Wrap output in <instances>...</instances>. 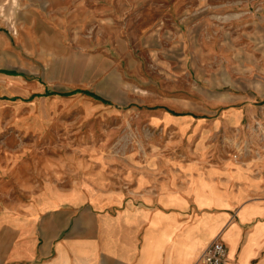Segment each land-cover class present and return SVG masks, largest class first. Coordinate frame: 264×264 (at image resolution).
Returning a JSON list of instances; mask_svg holds the SVG:
<instances>
[{
  "label": "rangeland",
  "instance_id": "374dc122",
  "mask_svg": "<svg viewBox=\"0 0 264 264\" xmlns=\"http://www.w3.org/2000/svg\"><path fill=\"white\" fill-rule=\"evenodd\" d=\"M51 4L1 19V214L52 207L63 196L52 188L70 186L74 157L110 156L118 166L151 135L137 126L146 107L186 111L220 98L227 108L240 104L234 94L252 91L264 0H80L76 11ZM242 140L255 143L246 128L202 163Z\"/></svg>",
  "mask_w": 264,
  "mask_h": 264
},
{
  "label": "crops",
  "instance_id": "0c3cea01",
  "mask_svg": "<svg viewBox=\"0 0 264 264\" xmlns=\"http://www.w3.org/2000/svg\"><path fill=\"white\" fill-rule=\"evenodd\" d=\"M77 1L0 0V24L11 9L51 2L63 10L74 3L76 11ZM253 47L252 91L233 95L240 104L221 108L216 98L186 111L146 107L137 126L151 135L137 138L118 166L110 156L74 157L70 186L52 188L63 194L52 207L0 213V264H197L217 237L227 264H264V142L244 160L221 153L202 163L223 138L264 117L257 69H264V45Z\"/></svg>",
  "mask_w": 264,
  "mask_h": 264
},
{
  "label": "built area",
  "instance_id": "2783aa9c",
  "mask_svg": "<svg viewBox=\"0 0 264 264\" xmlns=\"http://www.w3.org/2000/svg\"><path fill=\"white\" fill-rule=\"evenodd\" d=\"M261 127L264 128V117L247 123L246 128L249 130V135L253 136L255 139L254 145H248L247 140L239 141L237 144L238 147L236 146V148L227 155L238 160L247 157V154H250V152L254 154L259 151L256 146L258 143L263 144L264 142V130ZM249 149L252 150L248 152ZM227 255L228 249L226 245L217 237L203 250L197 264H227Z\"/></svg>",
  "mask_w": 264,
  "mask_h": 264
},
{
  "label": "trees",
  "instance_id": "16d2710c",
  "mask_svg": "<svg viewBox=\"0 0 264 264\" xmlns=\"http://www.w3.org/2000/svg\"><path fill=\"white\" fill-rule=\"evenodd\" d=\"M13 73H16V72L13 71Z\"/></svg>",
  "mask_w": 264,
  "mask_h": 264
}]
</instances>
